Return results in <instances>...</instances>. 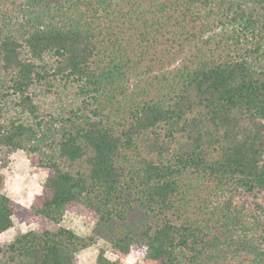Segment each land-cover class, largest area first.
<instances>
[{
  "label": "trees",
  "instance_id": "obj_1",
  "mask_svg": "<svg viewBox=\"0 0 264 264\" xmlns=\"http://www.w3.org/2000/svg\"><path fill=\"white\" fill-rule=\"evenodd\" d=\"M47 170L30 206L6 156ZM82 210L94 236L62 225ZM0 264H264V0H0Z\"/></svg>",
  "mask_w": 264,
  "mask_h": 264
},
{
  "label": "rangeland",
  "instance_id": "obj_2",
  "mask_svg": "<svg viewBox=\"0 0 264 264\" xmlns=\"http://www.w3.org/2000/svg\"><path fill=\"white\" fill-rule=\"evenodd\" d=\"M2 171L6 175L3 191L26 206H30L34 195L41 191L47 176V170L33 166L27 153L21 149H16L6 156ZM62 225L83 237L94 236L92 226L82 210L67 211L62 219ZM41 228L42 226L39 223L25 224L16 221L11 229L0 234V243L5 245L13 241L20 233ZM100 249L105 250V254L109 259L116 260L118 258L108 241L95 236L94 244L84 248L77 254L76 264H97V254ZM121 259L122 264H150L144 256L134 254Z\"/></svg>",
  "mask_w": 264,
  "mask_h": 264
}]
</instances>
